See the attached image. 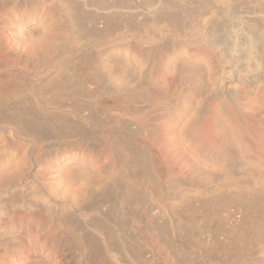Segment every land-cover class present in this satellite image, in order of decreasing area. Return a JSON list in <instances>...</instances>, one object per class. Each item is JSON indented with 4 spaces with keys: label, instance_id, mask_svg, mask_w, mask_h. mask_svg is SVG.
Wrapping results in <instances>:
<instances>
[{
    "label": "rangeland",
    "instance_id": "1",
    "mask_svg": "<svg viewBox=\"0 0 264 264\" xmlns=\"http://www.w3.org/2000/svg\"><path fill=\"white\" fill-rule=\"evenodd\" d=\"M15 1L24 3L23 10H14L12 0H0V19H3L0 21L5 22H0V50L9 42L18 51L0 60V206L22 205L24 201L41 206L40 214L32 217L35 221L37 217L44 218L47 225L45 230L37 228L35 237L30 235L36 239L45 231L47 235L57 232L56 227L49 229V211L46 210L49 205L45 203L58 213L66 205H69L67 208L75 205L70 211L76 217L80 210L77 207H82V212L94 211L90 219H80L87 229L86 234H98L88 224L99 223L97 225L106 230H100L105 235L117 234L131 240L137 252L146 251L147 264H245L249 262L245 259L255 256L263 260L264 194L261 195L264 190L259 197L260 192H253L260 204L251 202L256 204L253 207L248 201L251 191L237 192L236 188L234 191L230 187L212 186L211 178L221 179L228 167L222 158L198 155L201 146L210 148L213 145L210 136L203 134L204 140L199 146L185 143L182 130L192 127V115L180 114L171 122L165 118L166 109L179 105L184 97L191 99L194 106L203 107L202 98L191 90L192 80L178 82L174 77L175 67L195 72L200 83L213 90L214 72L219 69L224 70V74L230 66L213 61L204 48L187 41L179 42L168 35L153 54V71L155 69L157 77L153 91L137 96L121 88L136 87V83L144 85L138 74L145 68V57L136 49L141 47V38L156 36L157 27L151 28L144 37V34L138 38L130 34L119 36L125 18L117 16L121 21L118 18L111 22L115 32L111 25L109 29L114 32L110 31L114 38L99 45L84 43V39L82 43L79 33L75 32L72 37L64 29L61 14L53 13L51 3L56 0ZM59 1L65 3L66 0ZM87 1L72 2L77 4V9L74 8L81 23L77 27L86 31L88 13L95 10L87 6ZM117 1L103 0L99 9L101 6L109 9L95 11L100 16L113 11L124 14L139 11L130 8H136L140 0ZM123 2L127 6H118ZM113 4L118 7L112 8ZM84 13L88 15L85 18ZM222 18L228 17L223 15ZM100 20L96 25L103 30ZM26 27L35 29L37 34H26ZM54 36L61 41L51 43ZM129 41L132 46H127ZM167 48L171 52H167ZM234 62L239 67L234 76L238 81L242 77L241 66ZM244 105L241 101L238 109L241 118L248 112ZM232 115L235 114L231 109ZM258 129L253 130L254 137L260 132ZM25 168H28V175ZM239 171L241 175L242 169L237 175ZM97 185H102L101 189ZM158 187L164 193L162 200L157 199ZM34 188L37 196L33 194ZM180 188L193 189L196 193L182 201L167 202L168 196L176 194ZM22 190L25 200L19 196ZM242 197L250 205H246ZM251 212L257 213L256 218ZM3 225L0 234H9L10 227ZM64 233L75 235L67 229ZM224 241L231 244L233 253L227 252ZM52 251L43 248L40 259L47 264H57ZM72 252L77 251L73 249ZM26 262L16 255H0V264H29Z\"/></svg>",
    "mask_w": 264,
    "mask_h": 264
},
{
    "label": "bare ground",
    "instance_id": "2",
    "mask_svg": "<svg viewBox=\"0 0 264 264\" xmlns=\"http://www.w3.org/2000/svg\"><path fill=\"white\" fill-rule=\"evenodd\" d=\"M102 1L88 0L87 2L89 5L87 6L93 7L96 10L99 9L100 7L99 5L102 3ZM123 1L129 2L130 0H123ZM72 2L73 0H66L65 3L63 2L64 3L63 4L62 1L60 2L59 0H56L53 1L51 4L53 6V13L61 14L64 20V24H63L64 29L68 32L70 36L74 35L75 32L79 33L78 34L79 41H81L82 43H83L82 39H84L86 41L84 43H87L88 41V43L99 45L101 42L103 43L104 40L107 41L114 38L113 37L114 35L112 36L111 34L114 33L115 30L111 22L112 19H114L113 21H115V19L118 18L120 19V17L125 18L124 19L125 25L123 26V28H121L122 32L119 30L120 28L118 29L121 32L119 36H125L130 34L134 38L135 37L138 38L144 34L143 35L144 37L146 36V32H148L151 28L154 27L158 28V32L156 36L154 34L153 38H148V39L141 38L140 39L141 47L139 49H136L139 52L143 53L145 57V68L143 69V71H141L138 74L140 75V78L142 79L141 81H143L144 85L138 86L136 83V87L121 88L123 90H127L128 92L133 93L134 95L139 96L143 93L148 92L149 90H152L153 87H155L154 80L157 77L155 78L156 76L155 69L153 71L154 68L153 54L156 53L161 42L164 39L169 38L168 35H172L174 38L178 39L179 42L187 41L190 42L189 43L190 45L204 48L205 51L208 52L210 58L213 61H217L222 66H227V65L230 66V70L224 74H223L224 70L221 71L218 69L214 72L212 76L214 78V79L212 78L214 82L213 80L212 82H213V86L215 87L213 88V90H210L209 87L204 86L202 83H200V80L195 76L196 75L195 72L182 69L183 67L181 68H177L178 66L175 67L173 69L174 77L178 80V82H184L185 79L192 80V82L190 81L192 83L191 90L194 91L193 93L198 94V96L202 98L201 102L203 104V107L194 106L191 102V99H189L188 97H186L187 98L186 99L184 97L183 102H181L179 105H175V107L173 108L170 107L166 109L167 113L165 115V118L166 120L171 122L174 118L176 119L178 115L180 117L181 116L180 114L183 115L186 114L189 116L192 115V121H193L192 127H189V129L187 130L185 129L182 130L184 142L193 143L194 145L199 146L204 140V139L202 140L203 134L207 133L208 136H210L213 145H211L210 148L207 147L202 148L201 146L198 149V155L203 158H222L226 161V163L224 162L223 163L228 167V170L226 168L227 173L225 172L226 173L224 174L225 176L223 175L221 179L217 177L213 179L211 178L212 176L210 177L212 179L211 180V183L213 184L212 186L217 187L218 189L220 187L221 188L230 187V188H234V191L236 188L238 190L237 192L240 191L243 192L244 190L251 191L252 196H249L250 198L247 197L249 199L248 201H250L249 203L256 202L257 198H255L254 196L255 193L264 190V172H263L264 170V0H140L136 8L129 7L130 9L133 10H139L137 12L134 11L129 13L125 12L124 14L122 12L120 13L119 11L114 13L113 11L111 12L110 15L104 16L103 14L100 16L95 10L91 12L88 11L89 20L88 22H86L87 20H84L86 23H89L87 31L85 29H80V27L79 28L77 27L78 23L79 24L81 23L79 22L80 20L79 21L77 20L75 8H74L77 6V4H75L76 5L75 6L73 3L76 2L73 3ZM119 2L121 1L119 0ZM12 4L14 6L13 9L16 11L23 10V7L25 6L23 5L24 3H21L19 1L17 3V1L15 0H12ZM119 4L118 6H121V8L127 6V5L125 6L123 5L124 2L122 3L123 6ZM118 6L113 4V6L111 7L116 8ZM107 7L108 6L104 7L103 9L101 6L103 10L109 9ZM84 11L86 12L87 10ZM84 14L85 16L83 18L88 16V15L86 16V13ZM223 15H226L228 18L223 19L222 18ZM117 16L120 17L117 18ZM100 19H102L103 22L102 24L104 25L103 27L101 26L102 29L104 28L103 30L98 29L97 28L98 25H96L98 24L97 20ZM110 25L112 26L113 28L112 31L114 32L109 30L111 29ZM83 26H81V28H85ZM116 26L118 27V25ZM57 28L60 27L58 26ZM61 29L63 28H60V30ZM34 30L33 28L26 27V34L29 35V33H34L36 35L37 33L34 32ZM51 36L53 35L51 34ZM57 40L59 41V38L54 36L51 38L52 41L51 43L55 42L56 44L58 42ZM127 44H128L127 46H132V42L130 41L127 42ZM1 49L2 50H0L1 51L0 60H2L3 56H5L8 53L9 55L18 53V51L9 42H7V44L4 46V49L3 48ZM166 50L167 52H171L169 51L168 48ZM234 61L239 63L240 64L239 66H241V70L239 71L241 72L242 77H240V80L238 79V81H236L234 76L238 74L239 67L237 66L238 64L236 65ZM234 66L238 68L236 69ZM217 83H219L220 85L219 84L217 85ZM241 101L245 102L244 106L248 110V112H246L245 115L242 116V118L241 115H239L240 112L238 111V109L240 108ZM231 109L234 110L235 115L231 116ZM240 126H242L243 129ZM256 127L259 128L258 130L260 132L258 133L257 137H254L253 130H255ZM207 134H205L206 137ZM130 149L131 148H129L128 150ZM120 169L121 168H119V170ZM239 169H242L243 172L241 175L239 174L240 171L238 172L240 176L237 175V171ZM24 171L28 175V168H25ZM109 177L108 180L110 179ZM111 179H115V178H111ZM101 186L102 185H97V188L101 189ZM161 189L158 187V192H157L158 194L157 199L160 200H162L164 197L163 196L164 193ZM253 192L255 193L253 194ZM194 193H196V190L180 188L176 194H172V196L169 195L171 197H169L167 194L168 199L167 198L164 199L165 200L167 199V202L182 201L183 199H185L186 196ZM24 194L25 193H23V190L19 193V196L23 200H25ZM33 194L35 195L37 194L35 188L33 189ZM263 194L264 193H262L261 195L260 192L258 197L260 195L263 196ZM45 199L46 198H44L43 200ZM157 199L156 202L158 201ZM263 199H260V201H262ZM23 200L21 202H23ZM243 200L244 198L242 199V201ZM46 202L48 201L46 200ZM236 202H239V200H237ZM29 203L30 202L27 203L26 201H24L22 205L19 204L12 206L13 204H10V205H5L3 208L0 206V211L2 210L1 212L2 215L0 216V226L1 224L2 225L4 224L10 227V228L8 227L9 232L6 229V231L9 234L5 232H2L0 234V255H4V256L5 254L16 255L21 258H24V260L27 261L26 263L29 264H47L42 259H40L39 254L43 250V248H49L53 250L52 257L58 260L57 264H147V258L145 256L147 252L146 251L142 253L137 252L138 250L136 249L134 244L130 242L131 238L129 239L130 241H128L124 238L122 239V237L120 236L118 237L117 234L105 235V233L100 232V230L102 229L105 232L106 230L104 228H101L102 227L101 225H100L101 227H99L97 225L99 223L94 224V221L92 222L94 225H91L92 223L88 224L89 222L87 224L90 225L91 228L96 230L98 234H96L95 232L89 233L90 231L87 232L89 234H86L87 229L85 228L84 224L80 219L87 217H89L90 219V216L93 215L91 213L94 211L82 212L83 208L77 207L80 210L77 213L79 215L76 217L74 215V212L70 211V208L73 210L72 207H74L75 205L72 207L70 205V208H67L69 205L68 206L66 205V207H64V210H61L58 213V211L54 207L50 206V204L48 203H45L46 205H49L47 206L48 207L47 209L45 208L47 211H49V213L47 212L49 214L48 218L50 219L49 224H51L49 225L50 226L49 229L56 227L57 232L52 235L51 234L47 235L48 233L45 234L46 233L45 231V233L39 236V238L38 237L37 239L34 238L35 236L33 234H36L37 232L36 229L44 228L43 230H45L47 224H46V220L44 218L43 220L41 217L39 218L37 217L35 221V219L32 216H34L35 214L37 216V213L40 214L41 211L40 209L42 208H40L41 206H37L36 204L34 205ZM252 204L254 203H251V205ZM259 205L260 204H258V206ZM252 206L255 207L256 204ZM255 215H253L254 218H256ZM241 216L242 215H240V217ZM258 216L259 214L257 215V217ZM31 217L33 218V220H31ZM241 218H243V216ZM248 218L252 219L250 216ZM260 221H262V219ZM88 225L87 227L89 228ZM249 225L250 224H247L248 227H251ZM66 229L75 235H70V236L65 235V233H67V232L64 233ZM252 229L250 228V230ZM250 230H249V234L251 232ZM246 231L247 230L245 227L243 233L245 234ZM30 235L31 236L33 235L34 237L31 238ZM249 244L248 246H250ZM224 245L227 246L228 248L227 252L233 251V250L230 251L231 244L229 242L224 241ZM72 248L75 249L77 252H72L73 250ZM247 248L248 247H246V249ZM228 255H230V253ZM232 255L234 256V254ZM250 256L252 257V253ZM262 259L264 260V258ZM263 260L258 259V257L255 256L250 260L245 259L244 261H249L245 264H264Z\"/></svg>",
    "mask_w": 264,
    "mask_h": 264
}]
</instances>
